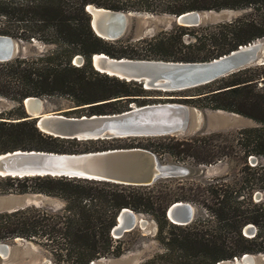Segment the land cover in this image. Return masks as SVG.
<instances>
[{
    "label": "trees",
    "instance_id": "obj_1",
    "mask_svg": "<svg viewBox=\"0 0 264 264\" xmlns=\"http://www.w3.org/2000/svg\"><path fill=\"white\" fill-rule=\"evenodd\" d=\"M88 4L115 11H160L171 15L193 10L256 11L212 27L217 31L211 32L209 39H197V47L187 45L179 55L173 54V37H156L150 43V59L206 61L264 38V0H168L162 10L155 9L157 6L150 0H0V35L24 42L35 39L53 46L39 56H17L0 62V97L22 103L27 97L65 96L77 105H87L91 115L121 112L124 107L118 103L134 100L133 96L146 91L137 82H126L92 67L91 56L95 53L114 58L135 56L127 52V47L123 48L122 40L107 41L94 33L85 9ZM76 54L83 59L81 66L71 64ZM262 81L264 65H254L183 90L196 89L194 94L168 99L241 115L257 124L184 139L163 136L150 146L151 150H162L178 161L191 158L197 164L208 165L228 157L239 164L232 181L211 189L207 202L200 188L172 187L168 182L151 184H158L160 189L150 194L147 189L151 185L51 176L6 177L33 182L30 186L17 184L14 192L31 191L55 197L63 207L54 210L31 205L0 212V242L15 238L34 241L57 264H90L103 257H118L124 250L123 236L113 238L111 230L121 209L128 208L152 216L158 224L156 239L164 249L160 255L163 264H214L232 261L245 253H264V91L263 86L258 87ZM133 86L139 88L138 94H134ZM46 140L66 139L41 132L33 119H0V153L17 149L61 152L46 147ZM251 156L257 161L251 163ZM256 191L263 192L257 201ZM178 201H199L207 218L193 219L186 225L171 223L166 210ZM248 224L255 229L251 237L243 232ZM164 227L168 228V237L162 235ZM153 258L147 263L153 264Z\"/></svg>",
    "mask_w": 264,
    "mask_h": 264
},
{
    "label": "water",
    "instance_id": "obj_2",
    "mask_svg": "<svg viewBox=\"0 0 264 264\" xmlns=\"http://www.w3.org/2000/svg\"><path fill=\"white\" fill-rule=\"evenodd\" d=\"M85 9L90 15L92 30L100 38L115 41L124 34L129 12L96 7L92 4L86 5ZM202 12L204 11L193 10L173 15L174 22L184 27L197 26L202 22ZM18 47L17 39L0 35V62L15 58ZM75 59L83 61L81 56ZM91 64L100 73L126 82H137L146 90L174 92L208 84L250 66L264 65V40L257 39L206 61L114 58L104 53H95L91 56ZM27 101H40V106L35 109L34 114L28 112ZM22 104L27 114L24 119H33L36 127L43 133L61 139L78 140L80 137V141L109 140L122 136L174 135L192 126L191 117L195 110L186 104L170 102L134 106L112 114L71 117L55 112H42V101L39 97H27ZM158 165L161 164L154 153L139 147L83 153L20 149L0 153V177L51 176L148 186L158 178L181 176L186 172L185 169L160 172ZM16 209L19 208L14 207L9 211ZM138 216L128 208L121 209L111 235L119 238L136 226H143L145 220ZM193 216L194 207L188 202H174L166 210L167 219L176 225L190 223ZM243 232L251 237L255 229L252 224H248ZM8 252L9 245L0 242V254L6 255ZM255 262L254 254L245 253L232 261H219L214 264ZM90 264H95V261Z\"/></svg>",
    "mask_w": 264,
    "mask_h": 264
},
{
    "label": "rangeland",
    "instance_id": "obj_3",
    "mask_svg": "<svg viewBox=\"0 0 264 264\" xmlns=\"http://www.w3.org/2000/svg\"><path fill=\"white\" fill-rule=\"evenodd\" d=\"M166 2H168V0H150V3L154 4L155 7L157 6V8H155L157 10H162ZM125 12H129L127 15L126 30L119 39L123 41V48L127 47V52L135 56L131 59H150V43H152L151 41H153V39L156 37H160V39L165 38V40L173 37L175 41L173 54L179 55L186 50L187 45H190L192 49L197 47V39H201L202 41L209 39V34L211 32L217 31L212 27L220 23L228 22L244 13H256V11L251 9L204 11L202 12V22L197 26L188 27L191 29L186 31L181 29L183 26L175 23L174 16L168 13L143 10H128ZM199 27L207 28L199 29ZM262 39L264 40V38ZM18 44L19 47L17 56L26 58L42 55L53 48V46L43 44L42 42L35 39L29 42L18 40ZM78 56L80 55L76 54L72 57V65H82L83 61L75 59ZM125 58L130 57L125 56ZM154 59L165 60L162 58ZM259 86H263L262 90L264 91V81L259 82L258 87ZM132 89L134 94H138V87L133 86ZM194 93H196V89H190L187 92L183 90L174 92L146 90L144 93L138 96H133V98L136 99H128L127 101L123 100L117 105L124 107V110H128L131 107L146 104L170 103L171 101H174V103H179L177 100L168 99L180 98ZM39 98L42 101L41 111L44 113L55 112L65 116L79 117L82 115H88L89 112L87 105H77L73 103L69 97L55 95ZM191 107L195 109L192 112L191 117L192 126H190L189 129L184 132L165 136H171L175 139H184L198 134H208L214 132L227 133L229 131H235L243 127H254L257 125L254 120L241 115L224 111H215L206 108H198L194 106ZM25 116H27V114L22 103H18L5 97H0V117H4L0 119L17 122L24 119ZM161 137L163 136L122 137L109 140L89 141H80L75 139L57 141L46 140L44 145H46V147L56 148L58 151L61 150V152L57 153H83L94 150L98 151L130 147L147 149L155 154L159 164L178 165L186 170L185 174L181 176L158 178L155 181L156 183L168 182V184L172 187L182 185L184 188L192 187L193 190L200 188L202 190L201 193L204 194L203 196L206 202L208 201L207 196L210 190L218 189L220 183H230L232 181L233 175L236 174L237 170L239 169V164L235 163L233 159H229L228 157L222 158L215 163L204 165L195 163V161L191 158H187L184 161H178L176 158L162 150L157 152L151 150L150 146L158 142V138ZM250 161L251 163H254L257 161V159L253 158L250 159ZM21 183L27 186L33 185V182L29 180L24 181V179H21L20 182L14 181L13 179H7L6 177L0 180V190H7L6 192L0 193V212H9V210L13 209L14 207L23 208L31 205L42 208H51L54 210H58L63 207L62 201L55 197L46 196L44 194L34 193L31 191L23 194L14 192L16 185ZM159 189L160 186L155 184L154 186L151 185L147 190L150 192V194H154ZM178 193H181V190H178ZM262 195L263 192L256 191L254 193V199L257 201L262 197ZM198 202L199 201L190 203L194 207L193 219L204 220L207 218L206 209H204ZM135 213L139 215V218L145 220V224L143 226H136L134 229L123 235V253L118 257L100 258L95 261V264H150L147 263V261L153 257V260H151L153 261V264H163L162 262L164 258L160 255L164 253V249L156 239L158 224L154 218L148 214L139 212ZM167 231L168 228L164 227L162 233L163 237L169 236ZM2 243L9 245V252L6 255L0 254V264H57L53 261L49 252L42 245L34 241L15 238L12 240L3 241ZM254 256L256 260L255 264H264V253L254 254Z\"/></svg>",
    "mask_w": 264,
    "mask_h": 264
},
{
    "label": "bare ground",
    "instance_id": "obj_4",
    "mask_svg": "<svg viewBox=\"0 0 264 264\" xmlns=\"http://www.w3.org/2000/svg\"><path fill=\"white\" fill-rule=\"evenodd\" d=\"M27 110L29 113H32L34 114L35 112V109L37 107L40 106V101H27ZM94 137H97V136H94ZM124 137V136H122ZM78 140H82L80 139V137H78ZM118 149V148H116ZM157 168H159V171L162 172V171H169V170H176V171H183V168L181 166H165V165H158Z\"/></svg>",
    "mask_w": 264,
    "mask_h": 264
}]
</instances>
